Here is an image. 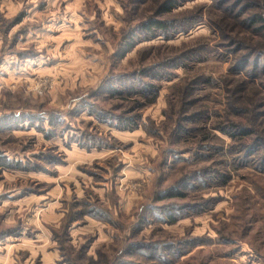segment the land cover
Listing matches in <instances>:
<instances>
[{
	"label": "rangeland",
	"instance_id": "1",
	"mask_svg": "<svg viewBox=\"0 0 264 264\" xmlns=\"http://www.w3.org/2000/svg\"><path fill=\"white\" fill-rule=\"evenodd\" d=\"M165 1L0 0V264H264V0Z\"/></svg>",
	"mask_w": 264,
	"mask_h": 264
},
{
	"label": "trees",
	"instance_id": "2",
	"mask_svg": "<svg viewBox=\"0 0 264 264\" xmlns=\"http://www.w3.org/2000/svg\"><path fill=\"white\" fill-rule=\"evenodd\" d=\"M174 5H175L174 0H166L161 6V10L162 11H169ZM173 26H175V25H173L169 22H166V21H162V20H158V19H151L150 21L145 22L142 25V29H144V31H146L147 33L150 31H153V32L158 31V32H161L162 34H167L168 32H170V30H172L171 27H173ZM151 90H152L151 88H146L145 91L152 92Z\"/></svg>",
	"mask_w": 264,
	"mask_h": 264
}]
</instances>
